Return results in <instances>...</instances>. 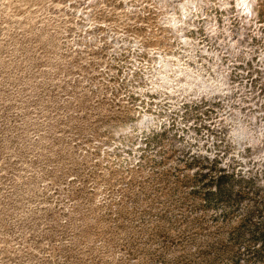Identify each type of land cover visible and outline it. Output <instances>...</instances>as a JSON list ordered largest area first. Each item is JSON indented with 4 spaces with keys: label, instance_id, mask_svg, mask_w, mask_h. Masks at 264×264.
<instances>
[{
    "label": "rangeland",
    "instance_id": "rangeland-1",
    "mask_svg": "<svg viewBox=\"0 0 264 264\" xmlns=\"http://www.w3.org/2000/svg\"><path fill=\"white\" fill-rule=\"evenodd\" d=\"M249 2L0 0V264H264Z\"/></svg>",
    "mask_w": 264,
    "mask_h": 264
},
{
    "label": "bare ground",
    "instance_id": "bare-ground-1",
    "mask_svg": "<svg viewBox=\"0 0 264 264\" xmlns=\"http://www.w3.org/2000/svg\"><path fill=\"white\" fill-rule=\"evenodd\" d=\"M240 3V2H239ZM242 5H243V7L245 6L246 7V9L248 10V14H251L252 16L254 15V13H253V9H252V3H250L249 2V0H242ZM205 84V82H203V85ZM205 88H208V87H211V86H209V85H207V87L206 86H204ZM219 89V88H218ZM207 90V89H206ZM217 90V89H216ZM215 90V91H216Z\"/></svg>",
    "mask_w": 264,
    "mask_h": 264
}]
</instances>
